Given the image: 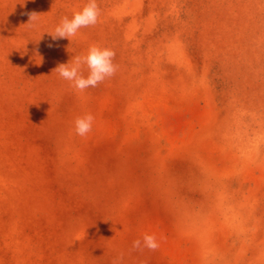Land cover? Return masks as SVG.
Segmentation results:
<instances>
[{"label":"rangeland","instance_id":"374dc122","mask_svg":"<svg viewBox=\"0 0 264 264\" xmlns=\"http://www.w3.org/2000/svg\"><path fill=\"white\" fill-rule=\"evenodd\" d=\"M86 3L0 0V264H264V0H97L53 41ZM92 45L112 77L52 73Z\"/></svg>","mask_w":264,"mask_h":264},{"label":"clouds","instance_id":"9594fccd","mask_svg":"<svg viewBox=\"0 0 264 264\" xmlns=\"http://www.w3.org/2000/svg\"><path fill=\"white\" fill-rule=\"evenodd\" d=\"M29 15L27 25L36 26V22L41 14L32 12ZM100 16V9L97 0H87L85 6L73 13L72 18L63 17L60 23L54 28V32L49 35L53 41L58 39H68L74 37L79 29L83 27L95 26ZM52 45L49 44V47ZM115 52L109 48H101L92 45L87 50L86 54L73 56L68 63H60L52 71L59 74V76L70 82V86L79 92H84L89 87H96L102 83L106 78L112 77L116 71L117 66L113 63ZM86 67L88 75L85 77L81 69ZM94 117L87 114L83 117H77L74 121L75 132L79 136H85L92 129V122ZM143 247L155 251L159 244L154 235L145 234L143 236ZM133 249H141V240H135L132 244ZM123 256L117 257L113 264H119Z\"/></svg>","mask_w":264,"mask_h":264}]
</instances>
